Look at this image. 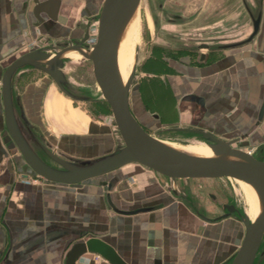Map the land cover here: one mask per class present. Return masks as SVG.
Segmentation results:
<instances>
[{"label": "crops", "instance_id": "obj_1", "mask_svg": "<svg viewBox=\"0 0 264 264\" xmlns=\"http://www.w3.org/2000/svg\"><path fill=\"white\" fill-rule=\"evenodd\" d=\"M70 2L73 0H62L58 20L60 14L74 12ZM33 5V0H0V63L22 45L35 41L36 35L44 34L49 24L35 23ZM263 21L264 14L250 43L211 50L205 62H198L194 53H189V63L184 62V52L173 56L170 70L162 73V83L171 90L170 94L163 87L161 92L154 91V96L152 89L142 92L147 103L156 101L157 121L202 127L224 138L240 130L249 131L255 119L251 121L247 86L259 78L260 68L264 85V59L259 61V55L247 52V47L264 30ZM261 48L264 50V40L258 51ZM200 96L204 104L199 103ZM72 101L60 112L54 104L49 107L44 101L42 105L43 135L53 142L52 148L63 156L77 158L96 157L113 149L117 134L111 120H95L87 109L74 106ZM175 104L178 111L173 108ZM259 125L264 128V117ZM230 133L233 134L227 135ZM24 166L4 132L0 109L2 264H64L67 248L89 236L111 240L129 264H196L203 257L192 254L193 249L208 244L214 248L213 236H218L221 221L210 224L217 230L211 232L210 241L205 239L202 228L209 224L173 199L160 174L140 164L128 163L98 177L61 185L32 181ZM106 192L118 208L149 209L117 213L107 204ZM229 220L240 222L232 217L225 221ZM239 225L243 226L241 222ZM77 264L110 263L96 253L85 252Z\"/></svg>", "mask_w": 264, "mask_h": 264}, {"label": "water", "instance_id": "obj_2", "mask_svg": "<svg viewBox=\"0 0 264 264\" xmlns=\"http://www.w3.org/2000/svg\"><path fill=\"white\" fill-rule=\"evenodd\" d=\"M33 1L32 12L37 25L43 22L54 23L58 20L62 0ZM241 1L250 18L249 33L242 39L220 45L200 43L196 49H229L248 44L253 40L260 27L263 0H259L255 14L246 0ZM139 2L140 0H103L96 16L93 43L88 32L91 21L86 20L79 24L84 29L80 39L72 42L58 41L50 46L27 50L6 65L0 76V97L6 134L27 166L38 176L54 183L76 184L117 170L125 164L137 163L168 177L175 188V180L187 178L231 177L250 184L259 197L261 209L253 221H250L245 212L238 215V220L244 225V233L238 248L229 258V264H252L264 233V158L257 159L250 150L235 146L237 137L222 138L196 126L169 127L168 129L198 133L200 136L198 140L205 142L215 155L206 157L188 153L165 144L139 123L129 105V90L136 73L135 63L124 85L120 84L117 74V47ZM166 15L169 16L168 22L183 20L180 14L166 12ZM88 40L91 44L87 42ZM68 49L78 51L82 57L91 61L94 81L102 98L110 107L114 126L122 141L121 146L96 157L73 158L57 153L54 148L49 147L34 134L25 113L21 109L17 110L14 101L13 77L20 68L27 65L49 75L67 97L73 100H89V97L71 90L62 70L63 60L66 58L63 53ZM263 117L264 85L254 124L242 136L248 135L255 126H258ZM175 188L173 193L176 194ZM105 197L109 207L120 214H134L149 209L145 206L131 209L118 208L108 192ZM220 217L213 220L204 219L216 221ZM85 252L96 253L110 264H129L111 240L95 236L73 242L65 251L64 264H77V260Z\"/></svg>", "mask_w": 264, "mask_h": 264}, {"label": "rangeland", "instance_id": "obj_3", "mask_svg": "<svg viewBox=\"0 0 264 264\" xmlns=\"http://www.w3.org/2000/svg\"><path fill=\"white\" fill-rule=\"evenodd\" d=\"M102 2L103 0H73V2H70L73 4L74 12L72 14H60L58 21L48 23L49 25L45 26L46 30L43 35H36L34 37L35 41L22 45L18 50L13 52L11 56L5 58L0 63V76L1 71L6 65L27 50L50 46L58 41L78 39L81 34L78 24L82 21H91L92 42L96 33V16L100 11ZM247 2L253 10H256V0H247ZM156 3L157 0H140L135 15L128 26V30H130L127 40L126 38L123 40L125 41L124 52L119 53V69L124 78L128 75L134 63L136 65V73L129 90V105L131 112L141 125L155 137L170 142L174 146H182L198 153H207L209 150L205 149L206 147L203 145V141L194 140V136H187L183 131L166 130L169 127H183L187 125H177L175 123L163 124L153 119L152 113L155 112L156 101H149L147 103L142 96V94H144L142 92L145 90L148 91L149 89H152L153 92H161L163 87L165 92L169 93L170 89L162 83V73L168 70L166 68L167 65L162 59L163 50H165L166 53L168 52L164 47L173 45L193 46L202 39H207L211 43H215L218 41L230 42L244 38L251 29L249 16L243 9L240 0H164L166 9L184 16L183 20L180 22L168 23L165 22L164 15L157 8ZM263 40L264 30L254 39L251 45L247 47V52L251 53V51H253L254 55H259V61L264 59V50L261 48L259 49L260 51H258V45H261ZM62 70L71 90L76 94L90 98L89 100L83 101L73 100V105L84 108L85 110L87 109L91 117L95 120H99L100 122H102V120H111L114 125L110 107L105 99L102 98L99 88L94 81L91 61L77 53H73L70 55V58H64ZM261 70L260 68L259 78L250 81L247 86V94L251 98L250 102L252 103L251 121L255 119L256 108L262 97L263 77ZM12 89L17 110H23L27 120L31 124V129L34 134L49 147H52L53 142L46 140L43 135V123L40 118L42 105L44 101L47 102L49 107L54 104L57 106L56 109L59 108L60 112L66 108V104H70L71 98L67 97L59 90L49 75L29 65L20 68L15 73ZM154 95L155 92L153 93V96ZM0 107L2 111L1 97ZM48 115L52 116L49 110ZM254 130L260 136L258 139L259 142H262L261 135L264 134L263 126H255ZM4 132L6 134L5 127ZM233 133L235 134V132ZM233 133L227 135H232ZM116 134L117 137L114 148L105 153L122 145L117 130ZM215 134L221 137L218 132H215ZM226 137L228 136H225V138ZM10 144L21 164L26 166L24 167L30 173V179L32 181L43 182L47 185H61V183L47 181L35 174L24 162L20 152L11 141ZM158 176H160L161 180L164 182L163 184L166 189L172 186L168 177L162 175ZM178 182H185L183 183L185 186L189 185L193 188H202V193L212 189L216 191L214 188L215 186L222 187L227 196L222 195L220 201H226L227 199L232 200L238 205L242 213H247V208L252 207L254 209V215L252 217L255 216L258 210L257 198H251L248 195L247 188L234 178H187L178 179ZM206 206L208 212L213 210V207H211L209 203ZM247 215L249 216L248 213ZM233 222L234 221L231 220H222L221 225H217V227H219L218 236H213L212 245L214 248H212L209 258H205L206 263L216 264L219 261H223L226 257L231 255L235 248H238L243 237H241L240 231L242 229L243 235V226L241 227L239 225L240 222L237 224ZM211 227L213 228L214 226ZM220 227L222 229H220ZM225 248L228 249L223 253L222 250ZM1 261L0 258V264H2ZM197 263L205 264L203 260ZM261 264H264V260Z\"/></svg>", "mask_w": 264, "mask_h": 264}, {"label": "flooded vegetation", "instance_id": "obj_4", "mask_svg": "<svg viewBox=\"0 0 264 264\" xmlns=\"http://www.w3.org/2000/svg\"><path fill=\"white\" fill-rule=\"evenodd\" d=\"M240 2L242 4L243 9L245 10L241 0H240ZM246 2H247V0H246ZM247 4H248V2H247ZM258 5H259V0H256V10H253V8H251L248 4V6L250 7L251 11L254 14L258 10ZM156 6L163 13L165 22H168L167 19H169V16L166 15V12L180 14V13H176V12H173L171 10L166 9L164 6V0H157ZM263 7H264V0H263V6H262V14H263ZM245 12L248 15L246 10H245ZM180 15H182V14H180ZM183 18H184V16H183ZM35 21H36V19H35ZM168 23H177V22H168ZM79 24H78V28L81 30V34H80L78 39H80L84 33V29L81 28L79 26ZM91 31L92 30L90 29V34H92ZM73 40H75V39H70L67 41L72 42ZM88 42H89V40H88ZM200 43H206L208 45H220V44H223L226 42L218 41L215 43H211L207 39H202L199 42H197L196 44H194L193 46H189V45L174 46L173 45V46H169V47H164V48H166V50H168L167 53L165 52V50H163V56H162L163 61L167 65L166 68L168 70H170V60L173 59V56H175L179 52H184L183 57L186 58V61H184L186 63H189V60H190L188 58V56L190 55L189 53L196 54V59L198 62H205L207 60L208 55H209L211 50L206 49V48L196 49V47ZM204 102H205L204 97L200 96L199 103L204 104ZM173 108L175 111L179 110L177 104H175L173 106ZM152 118L157 120V119H159V115L157 113L153 112ZM188 127H191V126H188ZM200 128H202V127H200ZM166 130L171 131V130H175V129H168L167 128ZM175 131H182V130H175ZM183 132H185V134L187 136H191V137L194 136L195 137L194 140H198L200 138L198 133L187 132V131H183ZM211 132L215 133L214 131H211ZM246 132H247V130H244V131L240 130V131H237L233 136L228 137V138L237 137L238 138L237 141L234 142L235 146L240 147L242 149H248V150H250V152L253 154V156L255 158L263 159L264 158V134L261 135L262 142H259L258 139L260 136L255 132V130H253L248 135L242 136V134H244ZM170 182H171L172 186L169 188V192H170V195L173 197V199H176L177 201H179L181 203V205L186 207L198 220H201L202 222L209 224V226H205L202 228L203 232L205 233L204 236H207L205 239H207L208 241H210L211 232H215V230H216L215 229L216 227L212 228V227H210V224L211 225L216 224V223H218L222 220H226L230 217L234 218L237 222H239L237 220L238 219L237 217L240 213H242V211L238 207V205L229 199H227L226 201H220L222 195L227 196L225 194L226 192H224L225 190H223L222 187L215 186L214 188L216 189V191L214 189H212V190L206 191L205 193H202V190H203L202 188H199V187L193 188L192 186H189V185L185 186V185H183V183H185V182H182V183L178 182V179L176 180V183H175L176 188H175L172 180H170ZM174 188L176 190V194L173 193ZM208 203H209V205H211V207H213L214 211L212 210V211L208 212V209L206 206ZM224 214H227V215L223 216ZM220 216H222V217H220ZM216 217H220V218L216 221H207L204 219V218H206V219L213 220ZM213 229H214V231H213ZM240 231H241V237H242L243 236L242 235V229ZM227 249L228 248L223 249L222 252L223 253L226 252ZM235 250H236V248L234 249V251L231 253V255L229 257H226L225 260L219 261L216 264H228L229 258L234 254ZM211 252H212V248L209 244L205 245V246L198 245L195 249H193L192 254H194L198 258L200 256L203 257L202 260L204 261V263L209 264L208 262L206 263L205 258H209ZM179 253L182 254V253H184V251L180 250ZM263 260H264V233H263L260 245L258 247V250L256 252V255H255V258H254L252 264H261L263 262ZM196 264H198V263H196Z\"/></svg>", "mask_w": 264, "mask_h": 264}, {"label": "bare ground", "instance_id": "obj_5", "mask_svg": "<svg viewBox=\"0 0 264 264\" xmlns=\"http://www.w3.org/2000/svg\"><path fill=\"white\" fill-rule=\"evenodd\" d=\"M134 15H135V13H134L133 16L131 17V19H130V21H129V23H128V25H127L125 31H124L123 37L121 38V40H120V42H119V44H118V47H117V74H118V78H119V81H120V84H121V85H124V84H125V82H126L128 76H129V73L131 72V70H132V68H133V66H132V68L130 69L128 75L124 78V77H123V74H121L120 69H119V53H120V52H124V42H125V41H123V40H124V38H126V40H127L128 33H129V30H130V29L128 30V26H129L131 20L133 19ZM91 27H92V25L89 26V31H88L90 37H91V34H90V29H91ZM87 42H88V41H87ZM121 42H122V43H121ZM88 43L91 44V42H88ZM92 43H93V42H92ZM128 48H129V47H128ZM126 50H127V49H126ZM128 51H129V49H128ZM73 53H77V54L81 55V54H80L78 51H76V50L68 49V50H66V51L63 53V56L66 57V58H70V55H72ZM125 53H126V52H125ZM121 55H122V54H121ZM81 56H82V55H81ZM159 139H160V138H159ZM160 140H161L162 142H164L165 144H167V145L173 147V148H176V149H179V150H182V151L188 152V153L196 154V155H199V156H206V157H208V156H214V155H215L214 152H213V151L207 146V144H206L205 142H203V145L206 147L205 149H208V150H209V152H207V153H206V152H205V153H200V152H199V153H198V152H196V151L194 152V151L189 150L188 148H185V147H182V146H174V145L171 144L170 142L164 141V140H162V139H160ZM234 179H236L238 182L242 183V185L245 186V187L247 188L248 193H249L248 195H249L251 198H255V199L257 198L258 210H257L255 216L252 217V216L254 215V209H253L252 207L247 208V213H248L249 216L252 217V218H250V217L247 215V213L245 212L246 215L249 217L250 221H253V220L255 219V217L257 216V214L259 213L260 209H261V203H260L259 197H258L256 191L254 190V188H253L250 184H248V183H246V182H244V181H242V180H240V179H237V178H234ZM175 183H176V180H175ZM241 224H242V223H241ZM242 225H243V224H242ZM243 233H244V225H243Z\"/></svg>", "mask_w": 264, "mask_h": 264}]
</instances>
